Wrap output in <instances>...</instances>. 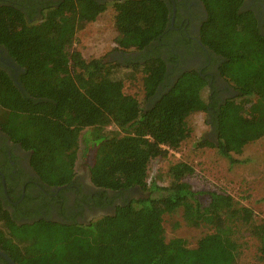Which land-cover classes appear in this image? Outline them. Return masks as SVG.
Returning <instances> with one entry per match:
<instances>
[{
	"label": "trees",
	"instance_id": "obj_1",
	"mask_svg": "<svg viewBox=\"0 0 264 264\" xmlns=\"http://www.w3.org/2000/svg\"><path fill=\"white\" fill-rule=\"evenodd\" d=\"M202 1L208 16L201 41L220 57V75L239 94L219 106L204 95L207 80L195 70L183 72L156 94L166 77L159 54V37L169 25L165 0L112 4L113 50L146 49L126 65L84 59L73 47L77 32L107 9L98 0L57 1L58 7L33 24L0 6V43L25 67L20 79L24 92L0 72V124L32 150L30 162L41 179L51 185L70 182L83 141L85 148L93 147L88 169L95 186L118 191L138 186L147 192L88 224L18 223L0 205V249L16 262L237 264L243 232L256 241V259L264 262V222H255L250 207L234 201L219 205L217 198L223 196L213 193L202 205L198 196L203 192L185 180L191 168L183 162L168 167L165 184L159 183L163 176L148 180L151 159L176 150L190 134L187 117L210 105L216 137H203L198 146L216 147L235 163L232 153L264 136V14L259 23L253 12L241 8L244 0ZM138 78L144 106L123 91L125 79ZM111 125L117 130L109 132ZM179 210L196 227L208 229L193 247L180 237L165 238L163 216Z\"/></svg>",
	"mask_w": 264,
	"mask_h": 264
},
{
	"label": "flooded vegetation",
	"instance_id": "obj_2",
	"mask_svg": "<svg viewBox=\"0 0 264 264\" xmlns=\"http://www.w3.org/2000/svg\"><path fill=\"white\" fill-rule=\"evenodd\" d=\"M62 0H0V6L12 8L19 12L27 23L41 20L44 13L58 7ZM112 4L118 0H98ZM169 4V25L160 41L159 54L166 62V77L158 85L156 94L186 71L195 70L206 80L210 90L209 97L218 106L238 97L235 90L218 71L220 57L205 46L200 37L202 24L208 13L202 0H165ZM241 8L251 11L261 23L264 14V0H244ZM21 26V24H20ZM142 51L112 50V59L123 65L130 64ZM0 72L8 75L14 85L24 92L21 76L25 67L11 56L6 47L0 43ZM154 98V97H152ZM207 111H201L207 117L212 137L215 140L213 114L210 105ZM32 150L15 140L0 124V205L13 220L18 223L46 220L63 224L85 223L110 213L124 201L138 199V186L125 190H110L95 186L89 177V169L77 172L70 182L51 185L41 179L30 158ZM4 252L14 264L16 262L9 251ZM0 264H10L0 255Z\"/></svg>",
	"mask_w": 264,
	"mask_h": 264
},
{
	"label": "rangeland",
	"instance_id": "obj_3",
	"mask_svg": "<svg viewBox=\"0 0 264 264\" xmlns=\"http://www.w3.org/2000/svg\"><path fill=\"white\" fill-rule=\"evenodd\" d=\"M114 10L111 4L93 22L87 23L77 32L78 41L73 45L81 52L84 59L103 58L112 59L111 52L114 47L116 31L113 25ZM123 71V70H122ZM121 71V72H122ZM123 91L134 98L141 106L146 105L144 91L140 79H125ZM210 93L206 89L204 95ZM3 111L0 109V115ZM207 117L202 112L192 113L187 117L190 127L189 136L182 141L176 150H170L165 156H158L149 162L148 180L165 175L168 167L177 162H183L191 168L186 176L192 189L202 191L198 196L202 205H208L212 196L217 198L218 204L225 207L232 201L237 205L250 207L255 215V222H264V136L246 144L241 153H232V157L238 161L230 160L220 155L216 147L198 146V141L205 137L214 138L206 121ZM109 132L117 128L111 125ZM85 132V129L82 133ZM81 141L77 151L75 170L82 172L92 162L93 147ZM167 182V180H166ZM160 184H165L159 180ZM138 196L146 195V191L138 189ZM218 194V195H217ZM230 197V200L227 197ZM163 227L166 240L174 237L183 238L190 247L196 245L197 240L208 231L204 226L196 227L190 216L183 215L181 211L166 213L163 216ZM244 230V229H242ZM242 251L238 256L237 264H264L256 259V241L247 232L241 233Z\"/></svg>",
	"mask_w": 264,
	"mask_h": 264
},
{
	"label": "water",
	"instance_id": "obj_4",
	"mask_svg": "<svg viewBox=\"0 0 264 264\" xmlns=\"http://www.w3.org/2000/svg\"><path fill=\"white\" fill-rule=\"evenodd\" d=\"M0 255L4 257L10 264H14L13 261L2 251H0Z\"/></svg>",
	"mask_w": 264,
	"mask_h": 264
}]
</instances>
